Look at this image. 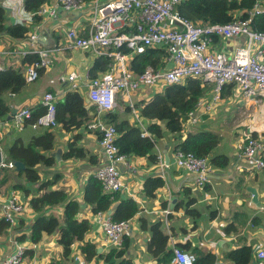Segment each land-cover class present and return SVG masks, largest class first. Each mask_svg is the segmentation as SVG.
Here are the masks:
<instances>
[{
	"label": "crops",
	"instance_id": "0c3cea01",
	"mask_svg": "<svg viewBox=\"0 0 264 264\" xmlns=\"http://www.w3.org/2000/svg\"><path fill=\"white\" fill-rule=\"evenodd\" d=\"M11 1L15 2V0H9L8 3ZM105 1L107 0H89L85 2V7L80 11L65 12L58 7L56 0H49L45 5L55 7L57 15L55 17L44 16L36 21L33 19L31 21L25 20L24 24L29 27L26 38L13 39L0 34V51H11V54L7 53L1 56L0 64L4 67L14 66L18 54L30 48L29 35L32 34L37 35L34 48L47 50L51 58L49 67L42 68L37 80L34 81L37 84L41 83L33 85L27 97L23 96V98L18 99L17 94H6V100L12 109L20 106L32 108L38 105L43 94L47 91L57 95L59 101L63 100L65 93L70 90V83L66 80L61 81L60 77H67L72 71L79 75L80 89L86 90V84L89 80L88 70L99 54L90 47H73V41L67 36V30L74 29L78 36H87L92 9L96 4ZM3 2L4 0H0L1 6H3ZM3 7L9 8L7 10V23H18L17 18L20 16L16 10L11 6ZM215 43L217 49L232 52L235 47L244 43V37L239 36L235 39L226 40L216 39ZM20 63L18 66L21 65ZM34 82H28L26 85H32ZM211 87L212 85L209 83L204 85L205 94L203 97L210 98ZM38 90L40 93L35 94ZM84 94H86L85 91ZM147 96V93H133V97L137 101L145 99ZM84 97L87 98L86 95ZM86 100L88 101V98ZM228 115L234 119L235 125V132L233 133L235 137L232 138L235 146L234 154L230 157V164L227 168H211V182L202 188L194 185L192 174L176 167L174 152H172L174 146L172 140L165 141L163 139L157 147V151L162 153L163 162L164 151L169 156V172L164 169L165 166L161 168L160 160L159 164L151 167L147 166L145 159L138 157H128L127 165L118 164L126 182V188L118 193L121 198H133L140 208V211L130 219V242L125 253L134 264H163L157 261L160 255L155 257L147 251L146 244L150 238V232L140 227L139 218H144L146 225L155 221H162V227L169 236L168 249L179 244L189 248V251L211 252L217 257L214 264H232L224 257V254L242 245L251 246L254 253L258 248H264V169L255 170L251 168L240 156L241 145L248 136H255L264 141V91L260 92L254 99H246L233 86L230 90L227 86L224 87L221 92V101L214 107L213 112L202 115L199 122L193 126L186 128L183 125V135L185 136L186 133L196 129H202L213 132L219 131L218 135L221 137V132L225 134V128H221L223 127L222 123L228 120ZM127 117L133 122L132 114H127ZM144 121L147 123L146 120ZM33 130L25 128L21 131L20 136L27 141L30 134L41 132L38 129ZM52 131L54 132L55 143L50 154L55 157V164L48 168L39 166L41 179H49L58 173L60 175L59 182L53 188H63L68 193L69 199L83 204V189L89 176H93L96 168L104 163V153L98 142V134L85 128L66 132L58 125L52 128ZM15 132L18 131H14L12 128L3 129L1 136L3 143L0 141L3 152V146L13 141ZM74 135L79 136L77 144L87 149V156H95L99 160L97 164L92 165L87 156L81 160L63 159L61 157L67 149L68 141H71ZM261 154L264 157V149ZM170 167L174 170L172 174ZM154 174L161 175L165 184L157 189L155 198L149 199L143 194L141 187L144 178ZM10 178L7 182L0 184V205L11 192H14L22 201L29 202L22 191L11 188L12 184L21 182V179L13 176ZM184 186L191 188V195L195 198V202L190 208L199 211L198 218L189 216L184 207L176 209L181 199V194L178 192ZM248 186L256 189L260 206L251 202V193L247 190ZM28 188L33 191V185L28 184ZM163 202L167 203L166 208L162 207ZM164 209L171 211L166 217L163 213ZM45 213H55L61 217L62 206L48 208ZM36 216L37 213L28 206L23 214L19 215L16 222L10 224L0 234V259L13 252L14 241L18 236L29 234L30 226ZM78 217L88 219L91 229L82 242L73 245L74 261H62L61 247L57 243L58 233L55 232L43 236L37 244H32L29 240L23 241L26 245V251L22 264H80L81 261L82 264H103V259L98 255L107 253L110 247L105 243L101 230L92 222L91 207L86 204L83 208L81 207ZM227 226L231 227L230 231L225 229ZM85 242L94 243L97 249H100L97 252V257L91 261H84L80 254V247ZM29 251L32 252V255L27 254Z\"/></svg>",
	"mask_w": 264,
	"mask_h": 264
},
{
	"label": "built area",
	"instance_id": "2783aa9c",
	"mask_svg": "<svg viewBox=\"0 0 264 264\" xmlns=\"http://www.w3.org/2000/svg\"><path fill=\"white\" fill-rule=\"evenodd\" d=\"M20 17L17 22L31 21L33 15L40 17L57 15V9L49 5H41L35 12H27L23 0L8 3ZM60 9L65 12L80 11L85 7V0H56ZM6 3H8L6 5ZM180 0H107L96 4L91 12L88 35L78 36L74 29L67 30L73 47H90L99 55L109 57L108 69L99 76L89 78L86 84V96L95 104L96 115L87 123L86 129L98 134V142L104 153V163L96 168L93 176L100 182L104 192H119L126 188L125 179L118 164H128V157L119 152L115 143L116 129L106 123L102 116L105 112L115 111L118 99L131 108L133 123L139 127L142 137L149 136L146 124L139 116L134 104L138 102L133 93L141 87L161 84L181 83L188 77L199 78L202 86L209 83L210 98L202 97L195 108L188 112L183 125L188 128L197 124L202 115L212 113L221 101V92L227 84H234L240 95L246 99H254L264 91V31L252 29L251 20L255 16L264 15V0H254L246 19L237 18L225 24L193 23L180 14L177 5ZM47 4V3H46ZM2 5V4H1ZM243 36L244 43L235 47L232 52L217 49L216 39H235ZM37 35H29L30 48L20 52L21 57L28 53H37L39 60L25 67L24 76L27 82H34L39 70L51 64L47 50L34 48ZM148 47H164L166 50L163 68L147 66L139 74H135L129 66L133 55L140 54ZM11 51H0L3 54ZM5 67L0 64V70ZM79 75L72 71L60 80L70 83L69 89H78ZM162 87V88H163ZM59 97L52 92H45L40 103L45 108L29 126L38 128L56 127L55 105ZM31 108L20 106L14 114L0 119V137L3 129L12 128L22 131L31 118ZM264 149L262 139L248 136L240 150V156L251 168L264 169ZM2 169H14L12 161L5 160L0 146ZM161 168L164 167L162 153L157 151ZM177 168L193 175L194 185L204 187L211 182V167L206 157L196 156L192 152L177 149L174 153ZM29 202L22 201L14 192L6 197L0 205L1 218L14 224L22 215ZM30 207V206H29ZM164 209L165 217L170 213ZM92 222L101 230L104 241L109 247L121 248L125 238L130 237V220H114L111 212L97 211L92 213ZM172 264H194L196 255L189 250L172 246ZM26 245L14 241L13 252L0 259V264H22ZM252 264H264V248L254 253ZM83 262L81 261L80 264Z\"/></svg>",
	"mask_w": 264,
	"mask_h": 264
},
{
	"label": "trees",
	"instance_id": "16d2710c",
	"mask_svg": "<svg viewBox=\"0 0 264 264\" xmlns=\"http://www.w3.org/2000/svg\"><path fill=\"white\" fill-rule=\"evenodd\" d=\"M48 1L23 0V7L27 12H35ZM253 3L254 0H180L177 9L182 16L193 23L225 24L237 18L246 19ZM40 18V16L33 15L34 21ZM250 26L252 29L264 31V15L253 17ZM28 32L29 27L24 23H7V9L0 5V34L13 39H24ZM165 57L164 47H148L143 53L133 55L129 66L135 74L141 73L147 66L163 68ZM38 60L37 53H28L21 57L20 66H8L0 70V119L8 118L12 110L4 96L17 94L26 86L28 82L24 76L25 67ZM110 62L109 57L97 56L88 70V77L99 76L108 69ZM41 71L42 69L39 70V73ZM226 86L230 90L234 84ZM84 91L86 92V90ZM84 91L80 87L68 90L63 100L56 103L55 117L62 130L73 132L80 128L86 129L87 123L96 115V106L89 100L87 101V98L85 99ZM204 94L202 81L199 78L188 77L181 83L164 86L160 93L154 94L148 100H138L134 106L138 110L139 116L147 121L146 129L150 134L145 137L140 135L139 127L127 117V114L131 113V108L123 102H121L122 110L105 112L102 119L115 127L117 134L115 143L119 152L127 157L143 158L149 167L159 164L157 147L158 143L164 139L173 141L172 152L174 153L177 149L192 152L196 156L206 157L211 168L225 169L230 164V157L226 153L216 152L219 142L218 134L213 131L196 129L186 133L185 136L183 135V123L188 112L195 108ZM31 111V118L27 121L25 128L33 130L29 124L43 114L45 108L39 103L32 107ZM38 130L41 132L30 134L27 141L20 136L21 131L15 132L13 141L4 145L5 160L8 162L21 161L25 168L20 171L10 168L2 169L1 173L4 175L0 176V184L11 179L10 176L21 179V182L12 184L11 188L22 191L28 198L30 209L37 213L30 226L29 234H22L16 240L19 242L29 240L32 244H37L43 236L57 232V243L61 247L62 261H74L72 247L75 243L84 240L91 225L88 219L78 217L81 203L69 199L68 193L63 188H53L59 182L60 175L58 173L49 179H41L40 167L48 168L55 164V157L50 154L54 145V132L50 127L38 128ZM1 138L0 141H2ZM78 139L79 136L74 135L71 141H68L67 149L61 155L63 159L81 160L88 155L87 149L77 144ZM87 157L92 165L99 161L95 156ZM170 171L171 174L174 172L171 167ZM28 184L33 185V191L29 190ZM164 184L165 180L161 175H148L144 178L141 189L147 198L152 199L155 198L157 189ZM178 194H181V199L176 209L184 207L189 216L198 218L199 211L190 208L195 202V198L191 195V188L184 186ZM83 202L91 207L92 213L111 212L114 220H130L140 211L139 204L133 198H121L118 192H104L100 182L92 175L89 176L84 186ZM56 206H62L61 217L55 213H45L48 208ZM162 207L166 208L167 203L163 202ZM139 221L140 227L150 232V238L146 244L147 251L155 257L160 255L158 262L169 263L172 250L167 248L169 236L162 227V221H155L150 225H146L144 218H139ZM8 227L9 223L0 218V234ZM230 228L227 226L225 229L230 231ZM129 242L130 238L127 237L121 248L110 247L107 253L98 255L103 259V264H134L132 259L125 255ZM176 246L182 250L189 249L179 244ZM192 252L196 255L194 264H214L217 260L215 254L211 252L205 253L200 250H192ZM27 254L32 255V252L29 251ZM80 254L84 261H91L97 257L96 244L85 242L80 247ZM253 254L251 246L242 245L226 252L224 257L232 264H252Z\"/></svg>",
	"mask_w": 264,
	"mask_h": 264
},
{
	"label": "rangeland",
	"instance_id": "374dc122",
	"mask_svg": "<svg viewBox=\"0 0 264 264\" xmlns=\"http://www.w3.org/2000/svg\"><path fill=\"white\" fill-rule=\"evenodd\" d=\"M14 55H15V53H14ZM20 60H21V54H18V56H17V62L15 64H13L14 67H18V65L20 63ZM40 83L41 82H39L37 84V82H34V84H32V85H26L20 92L17 93V98L18 99L19 98H23V96H26L27 97V95H29L30 89L33 87V85H39ZM162 87L163 86L161 84H156V85H152V86H144V87H141L138 90H136V93H138V92H141V93H144V94L147 93L148 96L145 98V100H148V99L152 98L154 96V94L160 93L162 91V89H163ZM39 93H40V90H38L35 94H39ZM4 98L7 99V95H5ZM121 102H123V101H120V99H118V101H117V107H116L115 111L118 112L119 110H122V108H121ZM227 119L228 120H225L222 123L223 124V127H221V128H225L224 129L225 134L223 132H221V135L222 136L219 137V142H218V145H217V152L218 153H227L229 155V157H231L234 154V150H235V146H234V144L232 142L233 136L235 137V134H233L235 132V130H234L235 125H234V119H231V115H228ZM143 121H144V119H143ZM215 133L216 134H219V131H216ZM263 143H264V141H263ZM243 144H244V142L242 143V145ZM242 145H241V147H242ZM53 147H54V145H53ZM3 148H4V146H3ZM1 174L4 175L3 173H1ZM1 174H0V176H1Z\"/></svg>",
	"mask_w": 264,
	"mask_h": 264
},
{
	"label": "water",
	"instance_id": "95a60500",
	"mask_svg": "<svg viewBox=\"0 0 264 264\" xmlns=\"http://www.w3.org/2000/svg\"><path fill=\"white\" fill-rule=\"evenodd\" d=\"M7 10L9 8L5 7ZM16 111V108L12 109L11 111V114H14ZM0 161H1V152H0ZM169 163H170V160H169V156L167 154L166 151H164V169L169 172ZM13 164H14V169L15 171H20V170H23L25 168V165L23 162L21 161H13ZM247 190L251 193V202L254 203L256 206H260V202L258 200V194H257V191L254 187L252 186H248L247 187ZM85 206V204H82L81 207L83 208ZM100 249H97V252L99 251ZM78 260V259H77ZM77 260H76V263H77Z\"/></svg>",
	"mask_w": 264,
	"mask_h": 264
},
{
	"label": "bare ground",
	"instance_id": "6f19581e",
	"mask_svg": "<svg viewBox=\"0 0 264 264\" xmlns=\"http://www.w3.org/2000/svg\"><path fill=\"white\" fill-rule=\"evenodd\" d=\"M25 201V200H24Z\"/></svg>",
	"mask_w": 264,
	"mask_h": 264
}]
</instances>
